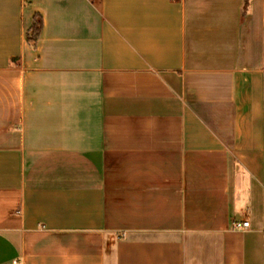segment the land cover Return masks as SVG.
I'll return each instance as SVG.
<instances>
[{
  "label": "crops",
  "instance_id": "crops-1",
  "mask_svg": "<svg viewBox=\"0 0 264 264\" xmlns=\"http://www.w3.org/2000/svg\"><path fill=\"white\" fill-rule=\"evenodd\" d=\"M0 264H264V0H0Z\"/></svg>",
  "mask_w": 264,
  "mask_h": 264
},
{
  "label": "trees",
  "instance_id": "trees-1",
  "mask_svg": "<svg viewBox=\"0 0 264 264\" xmlns=\"http://www.w3.org/2000/svg\"><path fill=\"white\" fill-rule=\"evenodd\" d=\"M42 30L41 16L36 14L33 17L32 25L29 27L25 34V41L31 49H35Z\"/></svg>",
  "mask_w": 264,
  "mask_h": 264
},
{
  "label": "built area",
  "instance_id": "built-area-1",
  "mask_svg": "<svg viewBox=\"0 0 264 264\" xmlns=\"http://www.w3.org/2000/svg\"><path fill=\"white\" fill-rule=\"evenodd\" d=\"M248 222H246V221H243V222H238V223H234V227L236 228V229H243V230H245V229H247L248 228Z\"/></svg>",
  "mask_w": 264,
  "mask_h": 264
}]
</instances>
